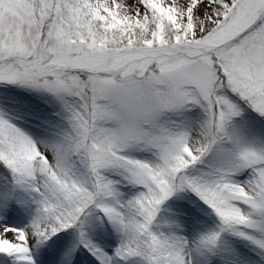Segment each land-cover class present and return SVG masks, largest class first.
<instances>
[{
    "label": "snow or ice",
    "instance_id": "snow-or-ice-1",
    "mask_svg": "<svg viewBox=\"0 0 264 264\" xmlns=\"http://www.w3.org/2000/svg\"><path fill=\"white\" fill-rule=\"evenodd\" d=\"M0 264H264V0H0Z\"/></svg>",
    "mask_w": 264,
    "mask_h": 264
}]
</instances>
